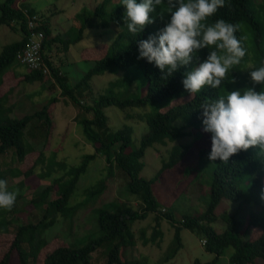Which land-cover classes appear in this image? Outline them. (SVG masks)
<instances>
[{
    "label": "trees",
    "instance_id": "obj_1",
    "mask_svg": "<svg viewBox=\"0 0 264 264\" xmlns=\"http://www.w3.org/2000/svg\"><path fill=\"white\" fill-rule=\"evenodd\" d=\"M92 15L97 18L102 28L113 26L116 32L112 40L83 50L84 59L90 61L92 66L75 85L70 86L66 76L54 67L45 51L49 50L55 42H60L63 50L66 51L71 43L81 39L85 23H81L73 38L64 39L58 35L51 36L48 18L32 10L29 7V0H2L0 2V25L21 33L18 40L5 44L0 50V86L7 85L6 88H0V156L12 149L22 166V168H16L13 174L24 175V177L35 175L37 166L45 163V149L49 146L55 129L52 113L55 109L56 97L53 94L40 109L20 118L10 115L13 106L7 105L6 102L13 88H16L22 81L32 83L43 81L47 77L53 79L62 95L80 107L82 113L79 114L77 121L86 140L94 148V152L84 154L76 166L56 162L60 169H64L63 175L54 178L43 188L37 189L29 200L32 208L42 205L46 207L37 222L23 223L18 217L8 219L9 210L0 208V233H10L9 225L11 223L15 225L11 232L9 247L0 257V264H92L91 253L103 242L114 239L117 241L108 251L106 264H147L144 261L145 258L141 260L121 259L120 250L121 247L134 242L131 224L134 221L145 219L149 213L154 214L155 221L151 241L161 234L158 228L162 218L174 228L173 245L168 248L163 257L164 261L172 258L182 247L180 232L182 229H188L199 234L201 239L205 240L204 250L213 254V258L209 261L202 262L195 258L192 264H217L221 257L224 258L223 264H253L258 259L264 262V213L251 212L243 229L238 228L239 220L237 219L244 205L254 202L264 207V199L261 198V191L264 189V157L257 155L258 151L242 150L231 156L227 162L215 160L210 195L205 210L201 213L184 214L179 221L173 218L172 213L166 207L162 208L154 195L152 185L164 173H167V169L187 162L190 155L195 153L199 158L208 156L211 151V141L208 139L207 142L210 145L200 147L199 150L193 148V151L184 150L182 144L173 145L168 151V160L163 161L154 177L147 179L140 175L147 148L155 143L164 145L168 140L174 141L183 137L186 135L184 129L187 127L198 128L203 125V109L200 105L205 98L217 99L225 89L231 91L252 86L250 77L247 75L248 71L243 72L242 70L248 60L249 52L244 45L239 25L242 21L246 22L252 33L255 67L264 66V26L251 9V0H225L223 7L202 22L212 25L216 20L224 19L238 25L235 35L241 39L246 55L239 65H234L229 69L219 88L213 89L205 86L194 95L184 89L182 80L186 71L197 66L198 62L195 58L193 64L182 66L170 76L166 74L167 70L163 74L154 63L148 62L146 58L137 59L138 42L147 39L150 34H155L169 19L167 2L157 6L156 11L151 14L154 22L136 34L127 29L124 20L125 6L120 3V0H102L93 8ZM29 16L41 18V25L38 27L44 34L41 52L50 67V76L38 70L27 71L17 59V53L24 45L28 34L26 21ZM161 16L163 19L160 18ZM216 50L215 45L199 50L197 53L199 61H203L209 52ZM135 64L140 67L144 77L146 87L144 94L117 96L110 90L108 93L93 98L91 103L85 104L81 101L87 93L92 91L90 79L93 75L104 72L117 73ZM16 66H20L25 71L18 73L15 70ZM114 82L112 81V85ZM262 88L264 86L256 85L257 90ZM172 98L176 100L165 108L142 115L147 130L135 147H131L132 127L130 125L124 124L115 131L108 132L105 107L115 106L125 110ZM86 113H91V117L85 115ZM132 115V113H126L128 117ZM33 119H37L44 127V139L48 145L41 150H35L25 137L24 130ZM201 136L202 134L197 137ZM201 138L204 141L203 137ZM99 153H103L109 165H115L126 173L128 176L127 189L138 202V206L134 207L129 201L114 199L107 203L108 208L101 207L97 210V224L101 231L99 236L90 238L79 246H71L59 240L49 243L43 236L44 231L55 223L58 216L65 218L69 212L76 209V206L70 204V199L75 193L80 176L85 173L89 163ZM51 170L50 167L46 171L39 172L38 182L35 184L37 187L40 180L50 176ZM108 171H110L109 167ZM8 172L9 169L0 168V179L5 180ZM97 181L96 184L86 188L85 192L88 197H96L106 189L107 176ZM19 185L20 187L27 186L22 180ZM53 189L58 195L50 198ZM222 199L238 203V208L230 216L223 218L226 225L219 231L212 226V223L217 219L215 208ZM16 210L17 208L12 207L13 212ZM248 231L250 232L246 238ZM144 233L145 230H142L141 234ZM147 241L148 239L145 238L144 242L147 243ZM229 248H231L230 252H228Z\"/></svg>",
    "mask_w": 264,
    "mask_h": 264
},
{
    "label": "rangeland",
    "instance_id": "obj_2",
    "mask_svg": "<svg viewBox=\"0 0 264 264\" xmlns=\"http://www.w3.org/2000/svg\"><path fill=\"white\" fill-rule=\"evenodd\" d=\"M1 1L2 0H0V2ZM101 1L102 0H29V7L36 12H41L43 16L45 15L48 17L55 28H58L60 23L64 28L71 23L70 20L63 21L57 19V14L60 9L65 12L61 15L62 18H64L66 14L68 15L71 13L72 7L76 12L78 11L80 13L79 24L77 27H71V33H67L70 38H73L77 34L78 27L81 23H85L81 39L69 45L67 57L71 64L66 66V71L68 72L67 75L69 76L70 86H73L79 81L92 66L91 62L81 60L80 50L86 46L112 40L114 37L116 28L109 26L108 28L102 29L100 24H98L97 18L92 15V10L95 7L94 5ZM251 9L255 12L256 17L264 26V0H251ZM73 22H75V19ZM239 26L244 38V45L249 52L248 60L242 67V70L243 72L248 71L247 75H249L251 69L248 65H254L253 60L255 59L254 49H252V33L246 22H240ZM68 29H70V27ZM20 36V31H15L5 25H0V50L5 44L18 40ZM56 44L58 47H56V52H54V59L53 56L51 57L54 62L53 65L62 72L65 64V54L64 52L61 53L63 49L61 43L58 42ZM72 75L75 77V80L71 78ZM112 81H115L114 85H112ZM90 85L92 91L81 99L85 104L91 103L93 98L108 93L110 90L117 96H138L144 94L146 91L144 77L137 64L131 65L127 69L118 71L117 73L104 72L103 74H95L90 79ZM52 94L60 97V100H63V102L60 101L57 104V116L64 110L67 111V116L69 115L71 118L69 122L65 121L57 125L54 136L50 139V149L45 152L46 161L42 165L37 166L35 175L24 177V175L18 176L13 174L16 168L19 169L22 168V166L12 149L7 150L6 153L0 156V168L3 170L9 169V174H7L5 179L7 181L8 190H19L16 202L13 206L17 208V210L13 212L11 208L7 214L8 219L18 217L20 222L23 223L28 221L37 222L42 217L46 207L42 205L37 208H32L29 200L37 189L43 188L47 184H50L54 178L63 175L64 169H60L56 162L59 161L69 166H76L80 163L84 154L94 152L92 144L86 140L81 126L76 121L78 120L79 114L82 113L80 107L61 95L60 89L52 78L47 77L41 82L34 83L22 81L16 88H13L6 104L13 106L10 115L19 117L23 114H29L40 109L45 104L47 97ZM175 100L176 98H172L149 103L143 107H131L125 110L115 106L105 107L104 112L108 118L107 130L108 132H113L124 124L130 125L132 127L131 147H135L147 130V125L142 115L147 112L163 109L172 104ZM127 112L132 113L133 117L126 116ZM85 115L91 117V113H86ZM43 129L44 127L39 124L38 120L33 119L24 130L25 136L35 143V148L39 147L40 149L48 145L42 135ZM184 131L186 135L183 137L174 141L168 140L164 145L155 143L153 146L146 149L143 157L144 166L140 172L141 176L147 179L154 177L163 161L168 160V151L173 144H182L184 146L183 149H187V151H193L194 149L199 150L200 147L210 145L207 140L209 139L211 141V133L205 132L203 130V125L198 128L190 126L185 128ZM197 132L202 134L201 137H203L204 141L201 137H197L200 135H196ZM247 151H258V149L250 147ZM214 166L215 161H210L208 156L199 158L194 153V155L189 156L187 162L167 169V173H164L162 177L152 185L154 195L159 201V204L164 206V208L166 207L172 213L176 221L181 220L184 214L201 213L204 211L209 200ZM50 167L52 168L50 176L40 180L39 186L37 187L35 184L38 182L37 176L39 172L46 171ZM108 167L110 171H108ZM106 176L107 187L104 192L96 197H88L85 192L86 188L92 184H96L98 182L97 180ZM20 180L24 181L27 186L20 187ZM78 182L75 193L70 199V204L76 206V209L73 212H69L65 218L58 216L55 223L44 231L43 236L49 243H52V241L58 242L59 240L71 246H79L86 243L90 238L99 236L101 231L97 224V210L101 207L108 208L109 206H107V203L112 199L129 201L134 207L138 206V202L134 200L127 189L128 176L115 165H109L103 153H99L96 158L89 163L87 170L80 176ZM57 195V192L53 189L50 198H54ZM237 206L238 203L236 202L222 199L215 208L217 219L212 223V226L221 231L226 225L223 218H227L235 212L238 208ZM251 212L263 214L264 207L254 202H251L249 205H244L238 214V228L243 229L245 227V222ZM154 224V214L152 213H149L145 219L134 221L131 224L134 242L126 247H121V259H136L140 258L139 256L142 255L147 258L148 262L154 263L159 261L161 262L160 264H164L163 257H165L168 248L173 245V235H171L172 232H170L171 225L166 219L162 218L161 228L165 229L164 243H162L161 246H156L150 239ZM14 228L15 225L11 223L9 225L10 233H0V257L9 247L12 238L11 232ZM142 230H145L143 235H141ZM249 232L250 231L247 232L246 238ZM181 237L185 241V247L177 254V258H181L183 262L187 261L189 257H193V259L198 258L202 262L209 261L213 258V255L206 252L202 247V237L196 232L183 229ZM145 238L148 239V242L144 246L141 243ZM116 241L117 239L105 241L94 250L91 253L92 264H106L108 251ZM135 242L137 244H135ZM230 251L231 248L228 249V252ZM223 260L224 258L221 257L217 264H223ZM165 264H169L168 261H166ZM173 264H176V262H173ZM253 264H264V262L258 259Z\"/></svg>",
    "mask_w": 264,
    "mask_h": 264
},
{
    "label": "clouds",
    "instance_id": "obj_3",
    "mask_svg": "<svg viewBox=\"0 0 264 264\" xmlns=\"http://www.w3.org/2000/svg\"><path fill=\"white\" fill-rule=\"evenodd\" d=\"M165 2L169 19L155 34L138 42L137 59L146 58L170 76L182 66L193 64L195 58L197 66L184 73V89L194 95L205 86L219 88L229 69L239 65L246 55L241 39L235 35L238 25L224 19L212 25L202 23L223 7L225 0H120L125 6L127 29L133 34L141 32L154 22L151 14ZM212 45L217 50L199 61L198 51ZM248 67L251 87L225 89L217 99L205 98L200 105L203 130L211 133L210 161L227 162L250 147L257 148V155L264 157V88L256 89V85L264 86V66ZM18 194V189L9 191L7 181L0 179V208L11 210Z\"/></svg>",
    "mask_w": 264,
    "mask_h": 264
},
{
    "label": "crops",
    "instance_id": "obj_4",
    "mask_svg": "<svg viewBox=\"0 0 264 264\" xmlns=\"http://www.w3.org/2000/svg\"><path fill=\"white\" fill-rule=\"evenodd\" d=\"M95 5H97V4H95ZM94 5V6H95ZM40 10H42V9H40ZM74 8L72 7V9H71V13L70 14H66V16L64 17V18H62L61 17V15L62 14H64L65 12H64V10L62 11L61 9L58 11V14H57V19L58 20H63V21H67V20H70L71 21V23L70 24H68L67 26H66V28H64L62 25H61V23L59 24V26H58V28H55V26H53L52 25V23H51V21H50V19L48 18V17H46L45 15H44V18H48V23H49V26H50V29H51V36H55V35H58V36H60V37H62V38H64V39H67V38H70L69 36H68V34L67 33H71V31H72V28L71 27H77L78 26V24H79V16H80V13L77 11L76 12V10H74ZM82 10V9H81ZM39 14H41V15H43L41 12H38ZM74 19H75V22H73L74 21ZM70 27V29H68ZM102 28V27H101ZM58 29V30H57ZM102 29H105V28H102ZM99 31V30H98ZM115 32H116V30H115ZM82 37V36H81ZM108 40V39H107ZM105 42H107V41H105ZM56 43H58V42H55V43H53L52 45H51V47H50V49L49 50H47V51H45L46 53H47V55H48V57H49V59L51 60V62H52V64H54V62H53V59H54V56H55V53L54 52H56V47H58V45L56 44ZM60 43V42H59ZM101 43V42H100ZM97 44H94V45H92V46H86V47H84V48H82L81 50H80V58H81V60H83V61H88V60H86V59H84V57H83V55H82V52H83V50L84 49H89L90 47H93V46H96ZM68 50H69V47H68V49H67V51H64L63 49H62V51H61V53H63L64 52V54H65V56H64V67H63V71L61 72V73H63L65 76H66V80H67V82L69 83V76L67 75V71H66V66H69L71 63L69 62L70 60H68L69 58L67 57V54L69 53L68 52ZM51 56H53V59H52V57ZM90 62V61H89ZM55 67V66H54ZM59 67V66H58ZM57 68V67H56ZM59 71H60V69L59 68H57ZM15 70L18 72V73H20V72H23V71H25L23 68H21L20 66H16L15 67ZM71 74H73V73H71ZM71 78H73V80H75V77L72 75V77ZM34 82H41V81H34ZM34 82H32V83H34ZM78 82V81H77ZM76 82V83H77ZM75 83V84H76ZM74 84V85H75ZM6 84H3V85H1L0 86V88H6ZM17 87V86H16ZM59 88V87H58ZM60 92H61V90H60ZM53 95V94H52ZM52 95H49L48 97H47V99H46V101H45V103L46 102H48V100L51 98V96ZM61 95H62V93H61ZM64 96V95H63ZM55 97H56V103H55V109H54V111H53V113H52V118H53V122L55 123V129H56V127H57V125H59L61 122H69V119L71 118V116H67V111H64L63 110V112H61L60 113V115L58 114V116H57V111H56V108H57V104L60 102V101H62L63 102V100H60V97H58V96H56L55 95ZM49 98V99H48ZM34 112V111H33ZM27 114V113H26ZM23 115H25V114H23ZM22 115V116H23ZM12 116V115H11ZM22 116H19L18 118H20V117H22ZM14 117V116H13ZM58 119V120H57ZM59 121V122H58ZM77 121V120H76ZM77 123H78V121H77ZM54 129V131H56ZM43 131V130H42ZM58 131V130H57ZM56 133V132H55ZM42 134V133H41ZM43 136H44V131H43V134H42ZM53 136H54V132H53V135H52V138H53ZM26 137V136H25ZM26 139H27V141L29 142V144L35 149V150H41V149H43V147L42 148H40L39 149V147H37V148H35V143L34 142H32L30 139H28L27 137H26ZM38 144V143H37ZM173 145H177V144H173ZM50 146H51V144L45 149V152L46 151H48L49 149H50ZM114 199H112L111 201H113ZM119 201H121L120 199H118ZM110 201V202H111ZM109 203V202H108ZM162 208H163V206H162ZM138 221V220H137ZM161 224H162V219L160 220V224H159V228L158 229H160L161 230V234L160 235H158V236H156L155 237V239H154V241H153V243L156 245V246H161V244L162 243H164V236H165V229H163V228H161ZM170 224V223H169ZM168 224V225H169ZM171 225V224H170ZM171 230H170V232H172L171 233V235H173L174 234V228L171 226V228H170ZM182 231H183V229L181 230V232H180V236H182ZM166 232H168V231H166ZM142 235V234H141ZM172 238H173V236H172ZM181 240H182V247L177 251V253L172 257V258H170L169 260H167L168 261V263L169 264H173V262H176V264H192V262H193V257H189L188 259H187V261H182L181 260V258H177V254L180 252V251H182V249H184V247H185V241H184V239H182V237H181ZM202 240L203 239H201V244H202ZM138 242V241H137ZM148 242V241H147ZM167 243V242H166ZM135 244H137L136 242H135ZM142 245H146L147 243L146 242H144V239L142 240V243H141ZM203 245V244H202ZM203 247V246H202ZM204 248V247H203ZM207 252V251H206ZM210 254H212V253H210ZM213 255V254H212ZM140 258H136V259H139V260H141V259H143V258H145L144 259V261H146L147 262V264H156V263H158V264H160L161 262H159V261H157V262H154V263H151V262H148L147 261V258L145 257V256H139ZM163 262V261H162ZM165 262L166 261H164V264H165Z\"/></svg>",
    "mask_w": 264,
    "mask_h": 264
},
{
    "label": "built area",
    "instance_id": "obj_5",
    "mask_svg": "<svg viewBox=\"0 0 264 264\" xmlns=\"http://www.w3.org/2000/svg\"><path fill=\"white\" fill-rule=\"evenodd\" d=\"M41 18L37 16L28 17L26 26L28 34L22 48L17 53L19 63L25 66L27 71L38 70L42 74L50 76V67L42 55L43 32L38 29ZM205 240L202 241L204 244Z\"/></svg>",
    "mask_w": 264,
    "mask_h": 264
}]
</instances>
